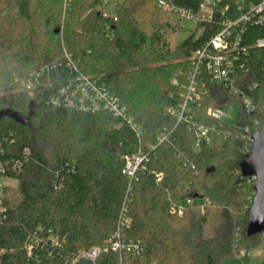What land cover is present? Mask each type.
Returning a JSON list of instances; mask_svg holds the SVG:
<instances>
[{
  "label": "trees",
  "instance_id": "1",
  "mask_svg": "<svg viewBox=\"0 0 264 264\" xmlns=\"http://www.w3.org/2000/svg\"><path fill=\"white\" fill-rule=\"evenodd\" d=\"M14 1L19 18L35 30L31 0ZM105 1L75 0L65 27L67 53L57 57L60 28L50 31L44 44L31 32L28 46L15 53L20 68L0 72V114L10 109L29 119L24 125L0 118V175L17 182L15 191L0 195V264H123V256L110 249L119 230L125 246L142 249L140 256L129 249L132 264H222L264 247V232L247 236L255 185L239 167L247 137L264 128V112L250 113L243 104L245 97L264 103V51L252 49L250 72L234 81L239 95L204 76L209 98L191 106L193 122L213 127L208 108L223 112L236 103L239 113L236 125L218 127L212 146L195 152L192 132L169 114L180 102L179 90L170 83L177 75L183 81L192 55L217 28L178 42L179 27L161 13L158 0H122L109 18L95 11ZM173 3L197 12L200 0ZM259 38L264 28L248 27L247 44ZM4 44L0 38V49ZM69 59L77 73L67 70ZM53 64L56 69L40 75L36 88L27 92L23 84ZM77 74L98 80L129 108L142 131L140 139L126 121L108 113L50 103ZM243 128H249V135ZM163 129L171 133L180 158L166 144L158 145ZM140 149L150 161L129 191L123 158ZM202 164L209 166L204 173ZM156 174L163 175L161 182ZM200 176L212 183L194 182ZM191 197L209 200L204 214L199 203L183 217L170 213L173 205ZM127 198L131 202L125 207ZM96 248L108 252L95 261L84 256Z\"/></svg>",
  "mask_w": 264,
  "mask_h": 264
},
{
  "label": "built area",
  "instance_id": "2",
  "mask_svg": "<svg viewBox=\"0 0 264 264\" xmlns=\"http://www.w3.org/2000/svg\"><path fill=\"white\" fill-rule=\"evenodd\" d=\"M159 8L172 17L175 21L181 22L191 21L196 25L193 33L202 34L208 27H216L217 31L201 48L196 50L190 59V67L184 75L183 81L179 75L171 80V87L179 90L180 102L176 108L169 110V114L177 120V124L186 127L193 135V150L201 151L203 146H212L214 136L217 133L218 127L224 125H236V120L233 124H228L222 118V111L213 108L206 110V115L212 118L216 124L213 127L197 125L193 122L191 116V106L200 105L203 100L209 98V92L206 89L204 76L215 85L223 86L233 92L234 95L241 94L240 89L234 85V81L242 74L250 72L251 51L252 49L264 51V38L255 40L250 45L246 42V31L248 27L264 28V0H200L197 12L192 8L177 6L173 0H158ZM176 22V21H175ZM192 33V34H193ZM71 73H77L76 66L68 60L66 66ZM56 69V65L45 66L41 73L32 75L29 82L24 83L23 87L27 92H32L37 84L40 75L49 73ZM261 69L264 72V58L261 64ZM182 75V74H180ZM256 87V85L254 86ZM58 96L50 98V103L53 105H64L68 108L79 109L89 113L105 112L112 115L114 118L122 119L135 131L140 139L142 131L135 123L129 114V108L121 103V101L112 95L110 91L101 84L98 80L89 79L80 74L67 85L62 86L58 92ZM243 104L246 110L250 113L255 112L258 108L264 112V103L255 104L248 97L244 98ZM256 120L254 126H258ZM244 135H249V128L242 129ZM264 132V128L261 131ZM252 137L249 139V144L245 147V154H249L253 149ZM166 144L167 147L178 153L177 147L174 145L171 138V133L163 129L158 137V145ZM157 145V146H158ZM157 146H150V150H155ZM181 157L180 151L178 153ZM125 168L123 173L129 178L130 186L138 182V172L146 170V164L150 161L148 154L142 149L133 155L124 156ZM184 167H188V162L184 163ZM1 169V165H0ZM194 169V167H191ZM190 170V169H189ZM156 182H161L162 174L155 175ZM5 179L0 175V193L2 191L1 181ZM256 181L255 178H252ZM131 199L126 200L125 207L130 204ZM197 205L201 214H204L205 207L210 203L208 199H199L191 197L179 204L173 205L170 208L172 215L183 217L185 210L188 207ZM126 212V209H124ZM123 225H121L122 227ZM111 251L119 254L125 249H131L130 246H125L120 230L112 236L110 241ZM138 256L141 255L142 249L137 244L132 247ZM102 252H108V249H93L84 254L88 259L95 261Z\"/></svg>",
  "mask_w": 264,
  "mask_h": 264
},
{
  "label": "rangeland",
  "instance_id": "3",
  "mask_svg": "<svg viewBox=\"0 0 264 264\" xmlns=\"http://www.w3.org/2000/svg\"><path fill=\"white\" fill-rule=\"evenodd\" d=\"M5 1L6 0H0V38L2 44L5 43L4 47L0 49V72L8 70L13 71L14 73L17 69L20 68V63L15 58V53L19 50H24V47L28 46V41L26 39L31 32L36 33L37 36L40 37L39 41L41 43L43 42L44 44L48 41L46 37L48 36L50 31H54L56 28H60L61 32L59 34L58 40H61L62 49L57 57L62 56V54H64L65 52L67 53L64 45L66 30L65 27L68 14L72 13L71 11L74 10L75 0H31V12L35 13L34 22H37V25H34L35 27H33V29L35 30H32L31 24L25 21L24 18H19V7L16 5L14 0H9V2L7 1L8 3H5ZM117 3H122V0H106L101 6L97 7L95 11L101 12L103 16L107 18L114 17ZM90 13L91 11L84 12V17H86ZM161 13L168 16L174 25H178L179 32L176 35V40L178 42L185 40L194 32L196 27L194 22L187 21L180 23V21L176 19L175 22L172 17H170L163 11ZM161 15L162 14H160V16ZM108 36L112 37V33H109ZM222 113V118L228 124H233L238 118L239 106L236 103L230 104ZM44 147V144H41V148L43 149ZM208 167L202 164L200 172L204 173V170ZM196 181L205 184L212 183L211 180H205L202 176H200L198 179H195L194 182ZM252 182L254 183V185L257 184V181L255 180ZM1 187L2 191L0 195L4 193V196H6L4 190L15 191L17 188V182L5 178L1 181ZM212 224L213 223L210 221L208 226H212ZM121 255L123 256V264L133 263V259L130 258L132 254L129 251V248L125 249L121 253ZM263 258L264 256H262L257 261V264H260Z\"/></svg>",
  "mask_w": 264,
  "mask_h": 264
},
{
  "label": "water",
  "instance_id": "4",
  "mask_svg": "<svg viewBox=\"0 0 264 264\" xmlns=\"http://www.w3.org/2000/svg\"><path fill=\"white\" fill-rule=\"evenodd\" d=\"M8 116L16 122L29 125V119L21 114L14 113L10 109L0 114V118ZM253 149L239 164L243 178H255V198L248 213L247 236L254 237L264 232V132L252 137ZM214 169L207 170V173Z\"/></svg>",
  "mask_w": 264,
  "mask_h": 264
},
{
  "label": "crops",
  "instance_id": "5",
  "mask_svg": "<svg viewBox=\"0 0 264 264\" xmlns=\"http://www.w3.org/2000/svg\"><path fill=\"white\" fill-rule=\"evenodd\" d=\"M262 256H264V247L243 252L240 256L226 259L222 264H257Z\"/></svg>",
  "mask_w": 264,
  "mask_h": 264
}]
</instances>
